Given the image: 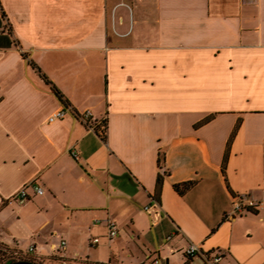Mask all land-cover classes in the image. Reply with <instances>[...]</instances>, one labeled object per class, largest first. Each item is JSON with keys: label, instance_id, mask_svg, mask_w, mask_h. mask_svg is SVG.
<instances>
[{"label": "crops", "instance_id": "obj_1", "mask_svg": "<svg viewBox=\"0 0 264 264\" xmlns=\"http://www.w3.org/2000/svg\"><path fill=\"white\" fill-rule=\"evenodd\" d=\"M241 194L259 207L229 214ZM0 242L42 264H204L191 243L264 264V0H0Z\"/></svg>", "mask_w": 264, "mask_h": 264}, {"label": "built area", "instance_id": "obj_2", "mask_svg": "<svg viewBox=\"0 0 264 264\" xmlns=\"http://www.w3.org/2000/svg\"><path fill=\"white\" fill-rule=\"evenodd\" d=\"M66 113V108L62 107L54 112H52L49 116H48V122L53 123L55 121H57L58 119L62 118ZM81 120L88 124L91 125L92 127L95 126L94 124L91 123V119H92V112L90 110L85 111L82 115H80ZM75 155H77L75 153ZM32 185L34 186L35 190L39 193V194H43L44 193V188L36 183V182H31L28 183L26 185H24L20 191L15 194L14 196H12L10 199L11 200H19V201H25L28 198V192L27 189L28 187ZM260 203L249 197L246 194H241L239 196H237V198L234 200L233 202V208H232V212L229 214H234L235 213H244L246 212L249 208H256L259 207ZM146 208H149V206H146ZM95 222H99V219H95ZM108 226H109V235L111 237L115 236L118 234L119 232V227L118 224L115 220L113 219H108ZM96 242L99 241V237H96L94 239ZM66 245V240H62L60 243L61 247H64ZM35 250V245H31L29 248V251H33ZM186 254L190 257L195 256V255H200L203 260H204V264H220L221 259H222V253L221 251H216V252H212V253H205L203 252L200 247L195 244V243H191L187 250H186Z\"/></svg>", "mask_w": 264, "mask_h": 264}, {"label": "trees", "instance_id": "obj_3", "mask_svg": "<svg viewBox=\"0 0 264 264\" xmlns=\"http://www.w3.org/2000/svg\"><path fill=\"white\" fill-rule=\"evenodd\" d=\"M44 78L46 79V81L50 82L49 79H47V77L43 74ZM51 83V82H50ZM52 87L54 88V90L59 93L58 89L52 85ZM104 123V122H103ZM97 130H99L98 127H96ZM226 161H227V157L225 158V161H224V169H225V166H226ZM163 180H164V175L163 174H160L158 176V180H157V192H158V195L159 193L161 192V189H162V184H163ZM193 185V181H187V182H184V183H178V184H175V189L180 192V193H184L188 188H190L191 186ZM2 245H4L6 247V250L7 248H9L8 245L4 244V243H0ZM2 251V255H1V259L4 258V256H6L7 252L4 251L2 249V247H0V253ZM19 261H29V262H32L34 264H42V262L37 259L36 257H23L21 256L20 254H13L11 257H9L8 260H6L5 264H11V263H15V262H19ZM0 264H2L1 260H0Z\"/></svg>", "mask_w": 264, "mask_h": 264}, {"label": "rangeland", "instance_id": "obj_4", "mask_svg": "<svg viewBox=\"0 0 264 264\" xmlns=\"http://www.w3.org/2000/svg\"><path fill=\"white\" fill-rule=\"evenodd\" d=\"M1 243V242H0ZM0 247H2V249L4 250V251H6L7 252V254H6V256H4V258H2L1 259V255H2V251H1V255H0V260H1V262H2V264H5V262H6V260H8L9 259V257H11L13 254H20L21 256H25V257H33V255H31L30 254V252H24V251H20L19 249H16V248H13V247H10L9 246V248H7V250H6V247L4 246V245H2V244H0Z\"/></svg>", "mask_w": 264, "mask_h": 264}, {"label": "water", "instance_id": "obj_5", "mask_svg": "<svg viewBox=\"0 0 264 264\" xmlns=\"http://www.w3.org/2000/svg\"><path fill=\"white\" fill-rule=\"evenodd\" d=\"M11 264H34V263L29 262V261H19V262H15V263H11Z\"/></svg>", "mask_w": 264, "mask_h": 264}]
</instances>
